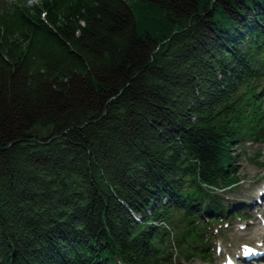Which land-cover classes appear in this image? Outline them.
I'll return each mask as SVG.
<instances>
[{"label":"trees","instance_id":"1","mask_svg":"<svg viewBox=\"0 0 264 264\" xmlns=\"http://www.w3.org/2000/svg\"><path fill=\"white\" fill-rule=\"evenodd\" d=\"M260 138L264 0L0 5V264L211 260Z\"/></svg>","mask_w":264,"mask_h":264},{"label":"rangeland","instance_id":"2","mask_svg":"<svg viewBox=\"0 0 264 264\" xmlns=\"http://www.w3.org/2000/svg\"><path fill=\"white\" fill-rule=\"evenodd\" d=\"M5 3L9 5L13 0H0V5ZM233 153L234 171L239 182L219 193L224 195L229 204L237 203L234 209L239 206L244 208L246 217L224 219L211 228V260L194 257L183 264H227L230 259L241 264L243 250L252 247L264 249V140L260 138L246 142L234 148ZM256 196L259 197L257 200L254 199ZM261 260L264 263V259Z\"/></svg>","mask_w":264,"mask_h":264},{"label":"bare ground","instance_id":"3","mask_svg":"<svg viewBox=\"0 0 264 264\" xmlns=\"http://www.w3.org/2000/svg\"><path fill=\"white\" fill-rule=\"evenodd\" d=\"M234 167H235V165H234ZM262 193H263V197H264V190L262 191ZM223 195V194H222ZM259 195V193L257 194V196ZM224 196V195H223ZM256 196V198H254L255 200H257L259 197H260V195H259V197H257ZM244 252V250L241 252V253H243Z\"/></svg>","mask_w":264,"mask_h":264}]
</instances>
